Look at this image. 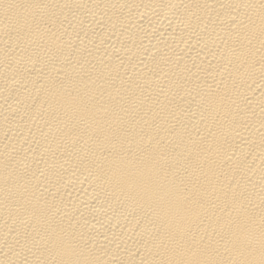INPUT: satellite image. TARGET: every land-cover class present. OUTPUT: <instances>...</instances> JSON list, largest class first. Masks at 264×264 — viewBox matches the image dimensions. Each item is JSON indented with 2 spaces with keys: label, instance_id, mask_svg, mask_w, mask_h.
Wrapping results in <instances>:
<instances>
[{
  "label": "bare ground",
  "instance_id": "1",
  "mask_svg": "<svg viewBox=\"0 0 264 264\" xmlns=\"http://www.w3.org/2000/svg\"><path fill=\"white\" fill-rule=\"evenodd\" d=\"M0 264H264V0H0Z\"/></svg>",
  "mask_w": 264,
  "mask_h": 264
}]
</instances>
